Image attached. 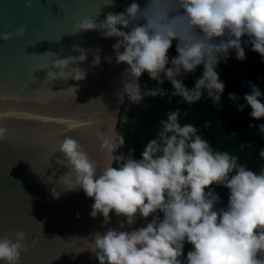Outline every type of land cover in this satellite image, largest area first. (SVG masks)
I'll return each instance as SVG.
<instances>
[{
	"label": "clouds",
	"instance_id": "clouds-1",
	"mask_svg": "<svg viewBox=\"0 0 264 264\" xmlns=\"http://www.w3.org/2000/svg\"><path fill=\"white\" fill-rule=\"evenodd\" d=\"M105 6L114 7L115 0ZM81 31L116 39L114 59L128 66L118 94L121 104L125 97L135 106L146 97H168L169 104L179 97L181 104L191 106L206 94L218 106L226 87L216 70L220 62L233 52L236 59L245 60V45L264 57V0H144L143 6L132 0L122 12H108L102 21L83 19L75 33ZM25 33L21 26L15 33H0V40ZM174 42L177 55L170 56ZM75 51L80 55L54 60L55 71H49L46 80H85L87 71L79 65L87 61L89 50L75 47ZM100 51H94L92 67L101 63ZM105 59L111 63L113 57ZM200 66L202 75L189 88L185 77ZM145 73L156 87L141 85ZM165 81L171 83V92L162 87ZM247 83L251 92L243 99L251 108L250 116L260 120L264 93ZM228 98L240 99L235 93ZM244 107L237 104L238 111ZM119 111L112 113L113 125L128 120ZM187 116L179 107L168 110L139 158L135 149L120 151L126 138L114 126L97 132L101 151L107 153L103 163L71 135L59 141L58 162L69 171L60 177V191L53 189V195L59 198L61 192L82 189L94 200L93 218L102 215L105 224L111 223L112 213L122 218L118 228L97 231L91 238L89 249L99 264H264V167L253 170L240 163L239 156L215 150L193 123L181 122ZM259 131L264 134V124ZM7 137L8 129L0 127V141ZM259 157L264 160V149ZM218 186L229 192L226 205L215 190ZM138 215L152 219L138 229L125 230ZM28 240L24 231L0 235V264H19L29 250ZM186 244L191 249L185 256Z\"/></svg>",
	"mask_w": 264,
	"mask_h": 264
},
{
	"label": "water",
	"instance_id": "water-1",
	"mask_svg": "<svg viewBox=\"0 0 264 264\" xmlns=\"http://www.w3.org/2000/svg\"><path fill=\"white\" fill-rule=\"evenodd\" d=\"M109 2L31 0L29 5L27 0H0V33L26 29L22 37L0 40V127L8 129V137L0 141V235L28 234L29 250L19 264H99L89 249L91 238L97 231L118 228L122 219L115 213L110 224L102 215L93 218L94 200L82 189L61 192L59 198L53 195V189L60 191V177L69 171L58 162L64 136L77 139L103 163L107 153L101 151L97 132L114 126L119 133L120 121L113 125L112 113L119 108L121 115L127 101L125 97L121 104L118 94L128 66L114 59L112 45L117 41L98 31L75 33L83 19L102 21L108 12H122L132 0L105 6ZM140 3L143 6L144 0ZM75 47L89 50L87 61L79 65L87 78L46 80L48 72L55 71L54 60L80 55ZM97 48L101 63L92 67ZM108 56L113 57L111 63ZM151 219L138 215L125 230L138 229Z\"/></svg>",
	"mask_w": 264,
	"mask_h": 264
},
{
	"label": "trees",
	"instance_id": "trees-1",
	"mask_svg": "<svg viewBox=\"0 0 264 264\" xmlns=\"http://www.w3.org/2000/svg\"><path fill=\"white\" fill-rule=\"evenodd\" d=\"M247 39V37H245ZM246 59H236L235 53H231L227 61H221L217 67L220 79L225 83V91L221 97V104L214 105L210 99L205 98L191 106L181 104L179 97H174L171 104L168 97H146L143 104L135 106L125 102L121 116L127 115L128 120H120L119 134L126 138V144L120 151L125 154L129 149H135L134 155L139 158L144 150L146 142L154 138L159 120L163 118L168 110H175L177 107L188 112L187 118L182 117V123H193L202 135L215 150L227 151L230 154L240 157V163H247L253 170L264 167V160L259 157L260 150L264 149V134L259 131V125L264 124V118L255 120L250 116L251 108L246 105L243 97L251 92L247 82H253L262 93H264V57L251 50L250 45H245ZM177 55L175 42L170 51V56ZM203 66H200L193 74L185 77V84L189 88L194 86L195 79L200 77ZM141 85L154 88L157 82L146 75L141 80ZM163 88L169 92L173 90L170 82L165 81ZM229 93H235L240 97L239 101L229 100ZM264 102V97H262ZM237 104L245 105L244 110L238 111ZM144 105H147L145 109ZM218 108L220 110H218ZM205 122L208 127L205 128ZM255 125L256 127H249ZM236 134V135H233ZM223 203L226 205L229 192L226 188L218 186L215 189ZM191 245H185V256Z\"/></svg>",
	"mask_w": 264,
	"mask_h": 264
},
{
	"label": "rangeland",
	"instance_id": "rangeland-1",
	"mask_svg": "<svg viewBox=\"0 0 264 264\" xmlns=\"http://www.w3.org/2000/svg\"><path fill=\"white\" fill-rule=\"evenodd\" d=\"M146 75V74H145ZM143 78V77H142Z\"/></svg>",
	"mask_w": 264,
	"mask_h": 264
}]
</instances>
